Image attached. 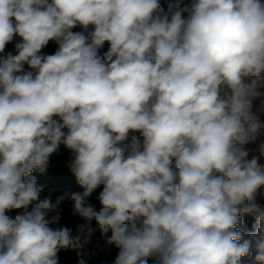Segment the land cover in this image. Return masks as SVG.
<instances>
[{
    "label": "clouds",
    "instance_id": "obj_1",
    "mask_svg": "<svg viewBox=\"0 0 264 264\" xmlns=\"http://www.w3.org/2000/svg\"><path fill=\"white\" fill-rule=\"evenodd\" d=\"M14 38L0 55V264H58L97 230L114 264H264V144L245 149L264 128V0H0V54ZM61 145L84 191L53 199L32 174ZM65 200L85 221L75 236L50 227Z\"/></svg>",
    "mask_w": 264,
    "mask_h": 264
},
{
    "label": "rangeland",
    "instance_id": "obj_2",
    "mask_svg": "<svg viewBox=\"0 0 264 264\" xmlns=\"http://www.w3.org/2000/svg\"><path fill=\"white\" fill-rule=\"evenodd\" d=\"M81 30L82 29L79 27L74 29V31H81ZM89 30H92L91 27ZM18 42H19V38H14L11 43L6 45L4 53L0 55L6 56L8 53H12L13 55H15L16 54L15 44ZM57 47L58 45L55 42L50 41L49 44L44 49H42V54H53L56 51ZM108 47L109 45L105 43L104 47L100 50L101 55H103V53L108 50ZM29 70L30 69H25V71H29ZM68 155H71L70 152L66 148H64L63 145H61L58 152L52 155L54 158L60 157L57 161V164L53 165L51 164V162H48L47 169L43 174H41L38 170L34 171V173L32 174L36 177L37 183L43 186L44 194H51L53 199L62 195L66 191L79 192V193H82L84 191V189L78 184L74 174L71 172V161L73 157L72 155L71 156ZM49 159H51V157ZM100 191H102V186L100 188H97L93 192V194L88 198V203L94 206L97 211L101 207L98 200ZM258 203L264 206L263 200L259 201ZM248 215L251 214H241L243 224L245 223L244 219L248 218ZM60 217L61 218L58 224L50 225V227L56 229L58 227H63L65 225L66 227H69L73 230L74 235H77L79 226L85 223L83 218L73 214L72 203L68 200H65L61 204ZM249 217L250 219L248 224L242 230L245 233L254 232L256 230V220L254 216L251 215ZM92 226L95 227L94 221ZM90 240L95 243L107 244L106 239L101 235V233L98 230L92 235ZM251 260H252V256L250 255L245 260V264H250Z\"/></svg>",
    "mask_w": 264,
    "mask_h": 264
},
{
    "label": "trees",
    "instance_id": "obj_3",
    "mask_svg": "<svg viewBox=\"0 0 264 264\" xmlns=\"http://www.w3.org/2000/svg\"><path fill=\"white\" fill-rule=\"evenodd\" d=\"M192 3V0H159L160 9L162 12H167L169 6L171 5L175 10V7L179 5L180 8L188 7ZM187 13H184L186 15ZM25 69H29L27 65H25ZM72 155V153H70ZM68 155V156H71ZM60 157L54 158L51 156L49 162L55 165ZM30 177H26L27 180ZM21 210H12L7 212L6 214L10 217H15V215L19 214ZM251 215H248V218L244 219L245 223L241 225V227H237L239 230H243L245 226L248 224ZM63 227H66L65 225ZM69 228V227H68ZM71 229V228H70ZM72 230V229H71ZM72 234L74 232L72 230ZM81 255H77V250L67 249L61 250L58 252V264H79V260L83 258L85 260V264H114L115 259L118 255L119 249L114 245L109 244H101L95 243L90 240L83 248L79 249ZM147 264H157V260L155 257H149L147 260Z\"/></svg>",
    "mask_w": 264,
    "mask_h": 264
},
{
    "label": "bare ground",
    "instance_id": "obj_4",
    "mask_svg": "<svg viewBox=\"0 0 264 264\" xmlns=\"http://www.w3.org/2000/svg\"><path fill=\"white\" fill-rule=\"evenodd\" d=\"M261 93L260 96L253 99L252 112L259 118L260 122L264 124V88L263 86L258 88ZM264 144V128L257 134V139L249 144L245 145V149L249 152L248 159L253 156H260V145ZM260 163H264V156L260 157ZM264 201V188L260 189L257 194V201Z\"/></svg>",
    "mask_w": 264,
    "mask_h": 264
}]
</instances>
